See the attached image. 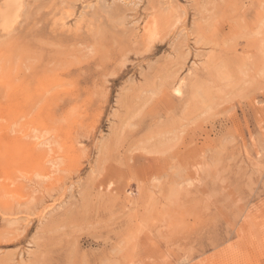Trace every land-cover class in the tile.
Here are the masks:
<instances>
[{
	"label": "rangeland",
	"instance_id": "obj_1",
	"mask_svg": "<svg viewBox=\"0 0 264 264\" xmlns=\"http://www.w3.org/2000/svg\"><path fill=\"white\" fill-rule=\"evenodd\" d=\"M0 264H264V0H0Z\"/></svg>",
	"mask_w": 264,
	"mask_h": 264
},
{
	"label": "bare ground",
	"instance_id": "obj_2",
	"mask_svg": "<svg viewBox=\"0 0 264 264\" xmlns=\"http://www.w3.org/2000/svg\"><path fill=\"white\" fill-rule=\"evenodd\" d=\"M184 21H185V20H184ZM184 21H183V22H184ZM180 24H181V23H180ZM182 25H183V24H182ZM177 26H178V25H177ZM151 29H152L151 27H149V29H148V31L150 32V35L154 34V33L151 31ZM56 80H57V79H56ZM42 99H43V98H42Z\"/></svg>",
	"mask_w": 264,
	"mask_h": 264
}]
</instances>
